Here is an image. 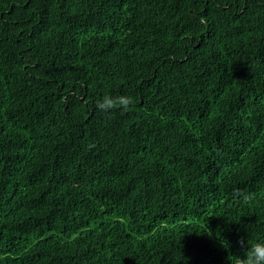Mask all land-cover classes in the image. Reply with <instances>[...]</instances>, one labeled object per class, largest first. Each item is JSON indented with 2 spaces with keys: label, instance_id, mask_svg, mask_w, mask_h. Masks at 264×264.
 <instances>
[{
  "label": "trees",
  "instance_id": "1",
  "mask_svg": "<svg viewBox=\"0 0 264 264\" xmlns=\"http://www.w3.org/2000/svg\"><path fill=\"white\" fill-rule=\"evenodd\" d=\"M257 242L264 0H0V264H238Z\"/></svg>",
  "mask_w": 264,
  "mask_h": 264
},
{
  "label": "clouds",
  "instance_id": "2",
  "mask_svg": "<svg viewBox=\"0 0 264 264\" xmlns=\"http://www.w3.org/2000/svg\"><path fill=\"white\" fill-rule=\"evenodd\" d=\"M132 104L133 98L130 96L111 97L106 95L97 102L96 107L105 113L116 110L127 112ZM238 264H264V243L257 242L251 245L245 255L239 258Z\"/></svg>",
  "mask_w": 264,
  "mask_h": 264
}]
</instances>
